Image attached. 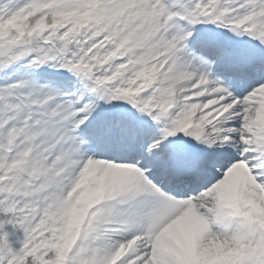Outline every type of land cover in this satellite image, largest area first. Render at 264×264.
Wrapping results in <instances>:
<instances>
[{
	"label": "snow or ice",
	"instance_id": "6c2138e0",
	"mask_svg": "<svg viewBox=\"0 0 264 264\" xmlns=\"http://www.w3.org/2000/svg\"><path fill=\"white\" fill-rule=\"evenodd\" d=\"M0 264H264V0H0Z\"/></svg>",
	"mask_w": 264,
	"mask_h": 264
}]
</instances>
